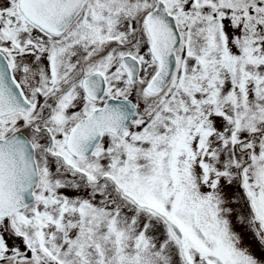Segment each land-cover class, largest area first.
<instances>
[{"label":"snow or ice","instance_id":"6c2138e0","mask_svg":"<svg viewBox=\"0 0 264 264\" xmlns=\"http://www.w3.org/2000/svg\"><path fill=\"white\" fill-rule=\"evenodd\" d=\"M0 264H264V0H0Z\"/></svg>","mask_w":264,"mask_h":264}]
</instances>
